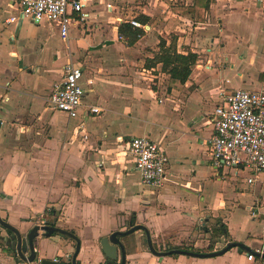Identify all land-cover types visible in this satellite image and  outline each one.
Instances as JSON below:
<instances>
[{
  "label": "crops",
  "instance_id": "1",
  "mask_svg": "<svg viewBox=\"0 0 264 264\" xmlns=\"http://www.w3.org/2000/svg\"><path fill=\"white\" fill-rule=\"evenodd\" d=\"M192 1L184 5L189 6ZM145 3L87 0L85 27H72L81 37L75 40V47L74 41L70 43L68 39L67 53L56 48L49 52V61L41 65L43 62L31 61L22 49L21 54L10 46L6 49L7 38L18 39L24 20L7 22L16 15H5L12 10L18 13V8L10 0H0L2 75L20 83L35 68V74L43 71L50 79L48 89L41 92L25 84L18 88L11 87L8 81L0 83V119L6 123L5 128H0V217L21 236L34 224L45 223L72 234L79 243L76 264H106L100 239L136 225L148 230L155 250L154 244L163 251L182 250V245L208 248L210 245L202 239L212 229L206 227L199 232L197 223L205 221L208 226L212 220L203 216L212 217L214 222L219 219L229 242L264 254V173L247 184L251 176L248 169L237 173L232 169L213 170L205 177L199 169L201 161L210 162L207 139L212 131L213 110L223 93L264 88V1L215 0L205 21L198 24L174 14L166 0ZM140 15L149 19L144 25L145 34L133 46H126L118 39V26ZM41 24L56 29L59 36L56 23ZM162 34L177 37L178 52L191 51L198 57L183 86L168 89V76L159 71V66L153 71L143 68L145 58L152 57L150 51H157ZM27 52L29 55L32 50ZM45 52L42 48L39 54L42 61ZM67 62L83 68L80 115L91 105L102 111L95 121L85 123L86 141L71 139L81 116L69 119L45 107L43 111L50 114L44 116L33 98L38 93L49 95L53 84L61 80ZM109 113L112 115L108 116ZM29 115L32 121L26 122ZM60 116L65 118L64 122L59 120ZM44 127L48 129L45 135ZM133 137H146L165 150L168 163L160 189L141 185L133 159L127 153L128 141ZM120 152L125 155L116 160ZM186 164L187 169L183 168ZM255 184L259 187L251 191L254 203L245 202L247 188ZM204 192H208L209 200L205 202L207 199L201 196L199 204V194ZM249 217L258 219L256 225L261 234L257 228L248 232L253 226ZM12 235L0 225V237ZM142 236V232L136 231L119 238L125 250V264L209 262L185 259L183 255L155 257L148 248H141ZM131 238L133 252L125 244ZM75 246L68 235L39 236L34 245L35 257H63L64 261L74 253ZM262 260L255 257L249 261L245 252L234 248L213 262L262 264ZM20 262L0 241V264Z\"/></svg>",
  "mask_w": 264,
  "mask_h": 264
},
{
  "label": "built area",
  "instance_id": "2",
  "mask_svg": "<svg viewBox=\"0 0 264 264\" xmlns=\"http://www.w3.org/2000/svg\"><path fill=\"white\" fill-rule=\"evenodd\" d=\"M16 4L18 13L7 22L28 19L33 24L56 23L59 36L68 44L70 28H84L88 20L85 11L87 0H10ZM264 1V0H259ZM110 7V5H108ZM132 27L144 30L132 18L127 20ZM83 68L72 62L63 67V76L55 82L46 100L49 110L62 113L69 119L81 116V123L71 135L73 141H86L88 135L84 131L85 123L95 121L101 114L98 106H87L80 115L84 89L81 85ZM212 131L207 139L210 162L214 171L248 169L251 173L246 180L253 183L255 178L264 173V88L259 91L232 90L223 93L221 102L215 106L212 115ZM6 123L0 119V128ZM127 153L132 157L134 170L139 175L144 187L160 189L165 182L168 157L165 150L146 137H133L128 141ZM120 152L116 160L124 157ZM262 254V251L256 250ZM253 254L247 255L249 261ZM67 257H65L66 261ZM41 258L32 261L21 260L19 264H42ZM51 261L61 263V259Z\"/></svg>",
  "mask_w": 264,
  "mask_h": 264
},
{
  "label": "rangeland",
  "instance_id": "3",
  "mask_svg": "<svg viewBox=\"0 0 264 264\" xmlns=\"http://www.w3.org/2000/svg\"><path fill=\"white\" fill-rule=\"evenodd\" d=\"M141 1L145 3V1L148 2L149 0H141ZM172 1H173L172 3H175L176 5H184L185 2H187L188 0H172ZM145 4H147V3H145ZM15 15H17V12L15 10H12V12L9 15H5V17L6 16H15ZM91 29H93V28L91 27ZM79 33H80L79 31H77L73 28H71V30L69 31L68 39H69L70 43L72 41H74V43H72V45L74 47H75V43L77 42L75 40H78L79 38H81ZM86 39L89 40L90 38L86 37ZM93 39H95V36L93 37ZM5 46H6V49H8L9 46L11 49L12 48L16 49L18 54H21V49H22L23 52L25 51L24 55H27V57L30 58L31 61L35 60L36 62H40V64H41V62H43L41 65H43L44 63H47L49 61V52L56 50V48L60 47L67 53V50L65 47V46H67V44L62 41L60 36H58L56 29L51 28L48 24H41L39 26L35 25V24H31L30 21L27 19H24V21L22 22L18 39L14 40V41H10L7 38V43ZM23 46H25V47H23ZM41 46H43V47H41ZM42 48H43V50L46 49L45 56L43 57V61H42V58L41 59L38 58ZM27 49L32 50V53H30L28 55ZM7 60H8L7 58H5L3 60L4 64H6L5 62ZM13 66H15V65H13ZM1 69H3L2 66H0V83H2V84L5 81H8V82H10L11 87H18V88H19V86L23 88L24 84H25L29 89L37 90L38 92L43 91L44 88L48 89V87H49L50 79L47 80L48 76L43 75V71H41V74H35L36 69L32 68L33 74L30 75V77L28 79H26L25 81L20 82L21 83L20 84L19 82H15L14 80H11V78L10 79L5 78L2 75ZM46 80L48 81L47 83L45 82ZM149 83H151V82H149ZM33 98L35 99V104L39 107V112L44 116H48L50 114V112L46 113L43 111L44 107H45V109L48 110V108L46 107L47 106L46 100L48 98V94H47V96H45L43 94L38 93ZM111 115H112L111 113L108 114V116H111ZM32 117H34L35 120L37 118L35 115H32ZM59 120L64 122L65 118L63 116H60ZM31 121H32V118L29 115L28 118L26 119V122H31ZM38 130H39V128H38ZM47 132H48V129H46L44 127L42 134L45 135ZM199 159H200V155H199ZM201 166H202V168H200ZM183 168L187 169V168H189V165L186 164L185 166H183ZM199 169L204 171L202 173L203 177H205V175L207 173H210L211 171H213L212 164L210 162L206 163V162L201 161V165L199 166ZM243 176L245 177V172H244ZM255 187H259L258 184L257 185L256 184L251 185L250 187L247 188L248 191L245 192L247 194V199H244L245 202L252 203V204L254 203L255 198L253 197V194L251 193V191L253 189H255ZM204 190H206V189H204ZM201 196H202V199L203 198H204V200L207 199L205 202H207L209 200L208 199V196H209L208 192H204L202 194H199V204L201 203ZM246 213H247V215H249V212L246 211ZM203 217L205 219L212 220V221H209L208 226L204 225L205 221L197 223V229L199 230V232L200 231L203 232L206 227H210L212 229L213 232H211V234L207 235V237L205 236V238L202 239L203 242H208V245H210V248H199V249H197V248L182 245V249H184V251L196 252V253L214 252V251L220 250L222 247H224L229 242L228 239L221 238L216 232H214L215 222L212 219V217H210V216H208V217L203 216ZM249 219H250V224H252L253 226L251 228V231L249 230L248 232L249 233L254 232L255 228H257L256 230L258 231L259 226L256 225V223L258 222V219H253L252 217H249ZM140 232L141 231H138V233H140ZM258 233L261 234L262 232L258 231ZM133 242H134L133 238H131L130 240L127 239L125 242L126 248L128 249ZM161 243H162V241L160 240L157 244L160 246ZM188 244H191V243H188ZM204 244H207V243H203V245ZM140 245H141L142 249L148 248L147 247L148 246L147 241H146V238L144 235L141 237ZM154 245H155V248L157 250L163 251L162 247L158 246L159 248H157L156 247L157 245L156 244H154ZM131 247H132V249L129 248L128 250L133 252L134 247L133 246H131ZM61 252H59V254H58L59 257H62V255H63ZM169 257H171V256H169ZM219 257H215V258H219ZM183 258L193 259V260H202V261L208 260L209 262H205L204 264H216L215 262H213V260L215 258L214 259L213 258L198 259V258H193V257H188V256H184ZM261 262H262V264H264L263 260ZM118 263H120V256L118 257L117 264ZM186 263H191V262L187 261Z\"/></svg>",
  "mask_w": 264,
  "mask_h": 264
},
{
  "label": "trees",
  "instance_id": "4",
  "mask_svg": "<svg viewBox=\"0 0 264 264\" xmlns=\"http://www.w3.org/2000/svg\"><path fill=\"white\" fill-rule=\"evenodd\" d=\"M166 2L174 14L188 18L193 24H198L205 21L206 13L215 0H193L189 6L176 5L168 0ZM132 19L140 25H146L149 21L148 17L144 15ZM144 34L143 29L132 27L128 22L119 24L117 30L118 39L124 42L126 46H133ZM150 53L152 57L145 58L143 68L153 71L159 66V71L168 76V89L177 88L186 83L198 58L191 51H187L186 54L178 52L177 37L172 34L159 36L157 51H150ZM214 232L227 239L226 229L219 219L215 221Z\"/></svg>",
  "mask_w": 264,
  "mask_h": 264
},
{
  "label": "water",
  "instance_id": "5",
  "mask_svg": "<svg viewBox=\"0 0 264 264\" xmlns=\"http://www.w3.org/2000/svg\"><path fill=\"white\" fill-rule=\"evenodd\" d=\"M0 225L3 228H5L7 231H11V233H13L12 236L0 237V241L4 243V245H6L7 248H10L14 253V255H16L21 260L32 261L35 258L34 245H35V240L39 236L42 238H49L51 237V235L55 233L70 236L76 242L74 253L72 255H67L66 261H63L61 263H55L51 260L43 259L42 264H76L75 259L79 253V243L78 240L72 234L63 231L52 224L50 225L49 223H45L44 225L41 226L34 224L25 236H21V234L17 229L7 224L3 219H1V217H0ZM136 231H141L145 235L148 245L147 247L150 253L158 258L169 257L172 255H184L198 259L215 258L222 256L223 254L234 248L239 249L242 252H245L247 255L253 254L255 257L264 258V254L256 253L255 251H252L249 247L237 242H228L220 250L210 253L188 252L181 249H171V250L168 249L166 251H158L155 250L152 246L148 230L142 225H136L126 231L112 232L108 237H103L100 239L101 251L107 260L106 264H117L118 252H120L119 264H125V260H126L125 250L119 238L131 235ZM26 252L29 253L27 257L24 255Z\"/></svg>",
  "mask_w": 264,
  "mask_h": 264
},
{
  "label": "flooded vegetation",
  "instance_id": "6",
  "mask_svg": "<svg viewBox=\"0 0 264 264\" xmlns=\"http://www.w3.org/2000/svg\"><path fill=\"white\" fill-rule=\"evenodd\" d=\"M144 235V234H143ZM145 236V235H144Z\"/></svg>",
  "mask_w": 264,
  "mask_h": 264
}]
</instances>
